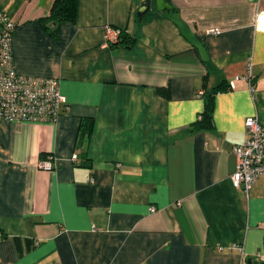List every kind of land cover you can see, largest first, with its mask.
Instances as JSON below:
<instances>
[{"label":"crops","instance_id":"crops-1","mask_svg":"<svg viewBox=\"0 0 264 264\" xmlns=\"http://www.w3.org/2000/svg\"><path fill=\"white\" fill-rule=\"evenodd\" d=\"M52 1L0 0L16 73L57 79L68 104L0 119V264H264V172L246 195L231 183L245 118L264 127V0H148L138 21L136 0H77L58 24L40 19ZM231 81L192 126L197 92Z\"/></svg>","mask_w":264,"mask_h":264},{"label":"built area","instance_id":"built-area-1","mask_svg":"<svg viewBox=\"0 0 264 264\" xmlns=\"http://www.w3.org/2000/svg\"><path fill=\"white\" fill-rule=\"evenodd\" d=\"M259 15L256 17L255 24L257 28L264 30V26H258ZM14 27L15 23L7 11L0 6V119L18 123H52L67 109V101L58 90L57 79L27 77L16 73L10 46ZM104 30L106 42H115L121 31L120 28L108 24L105 25ZM207 33L217 34L219 30L212 28L207 30ZM238 79L241 77L235 78L234 81ZM244 79L249 83V90L252 92L250 70ZM234 81L228 82L230 89L234 88L236 83ZM201 94L202 91L197 92L198 96ZM244 128L246 131L244 141L231 147V152L236 159V165L231 174V183L246 195L253 181L264 172V127L254 113L245 118ZM70 158L75 160L76 154L73 153ZM55 167L49 155L37 164V168L41 171H51ZM88 180L91 179L88 178ZM153 210L154 207L151 205L149 211Z\"/></svg>","mask_w":264,"mask_h":264},{"label":"trees","instance_id":"trees-1","mask_svg":"<svg viewBox=\"0 0 264 264\" xmlns=\"http://www.w3.org/2000/svg\"><path fill=\"white\" fill-rule=\"evenodd\" d=\"M137 1V0H136ZM76 2L77 0H53L50 7L48 15L40 19L46 21H54L55 23H61V21L73 22L75 13H76ZM136 20H140L142 14L136 15ZM121 29V28H120ZM135 38L133 35H129L126 32V29H121L119 35L115 42H108L109 46L113 48H119L120 46L124 48H131L135 43ZM230 89L229 83H219L210 92L203 91L201 97L203 98V110L200 112L199 117L192 123V126L198 128H208L211 124V112H212V100L215 92L226 91ZM157 91L164 96H167V90L158 88ZM92 117H88L82 123V134L88 135L92 128Z\"/></svg>","mask_w":264,"mask_h":264},{"label":"water","instance_id":"water-1","mask_svg":"<svg viewBox=\"0 0 264 264\" xmlns=\"http://www.w3.org/2000/svg\"><path fill=\"white\" fill-rule=\"evenodd\" d=\"M137 6L136 15H140L148 9V0H137Z\"/></svg>","mask_w":264,"mask_h":264}]
</instances>
